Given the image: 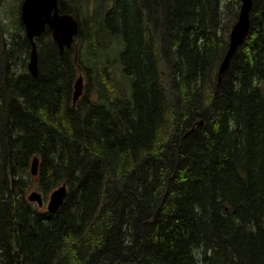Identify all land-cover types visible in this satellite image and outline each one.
Wrapping results in <instances>:
<instances>
[{
    "label": "trees",
    "instance_id": "1",
    "mask_svg": "<svg viewBox=\"0 0 264 264\" xmlns=\"http://www.w3.org/2000/svg\"><path fill=\"white\" fill-rule=\"evenodd\" d=\"M58 3L79 30L36 76L0 37V264H264V0L222 73L240 0Z\"/></svg>",
    "mask_w": 264,
    "mask_h": 264
},
{
    "label": "water",
    "instance_id": "2",
    "mask_svg": "<svg viewBox=\"0 0 264 264\" xmlns=\"http://www.w3.org/2000/svg\"><path fill=\"white\" fill-rule=\"evenodd\" d=\"M251 6L252 0H240L237 19L229 32L228 49L219 67L220 72H224L228 67L232 55L249 33ZM20 18L26 37L31 45L28 69L33 75L37 73L38 59L35 37H39L48 28L51 31L53 40L62 49L64 46L69 47L71 45L78 31V23L75 18L69 13H61L59 11L58 0H22L20 5ZM74 88L73 104L76 103L83 90V78L81 75L76 79ZM38 163L37 156H34L29 167L32 175L37 174ZM65 193L66 189L64 184L49 193V210L59 207ZM27 199L37 202L38 206L43 204L42 195L36 190L31 191L27 195Z\"/></svg>",
    "mask_w": 264,
    "mask_h": 264
},
{
    "label": "rangeland",
    "instance_id": "3",
    "mask_svg": "<svg viewBox=\"0 0 264 264\" xmlns=\"http://www.w3.org/2000/svg\"><path fill=\"white\" fill-rule=\"evenodd\" d=\"M20 2H21V0H0V37L7 38L11 33L17 32L16 28H15L16 26L14 27V20L17 18V9L19 7ZM21 60L22 59L20 58L16 61L15 70H19L17 68V64H20ZM80 73H78V75ZM81 75H82L83 81L86 82L85 74L81 73ZM192 140H194V139H191L189 141H192ZM190 143L191 142H187V144H190ZM173 178L171 181L172 183L175 181V179H173ZM32 190H38L39 191V189L35 185L31 186L28 189V192H30ZM48 200H49V197L39 207L46 209Z\"/></svg>",
    "mask_w": 264,
    "mask_h": 264
},
{
    "label": "bare ground",
    "instance_id": "4",
    "mask_svg": "<svg viewBox=\"0 0 264 264\" xmlns=\"http://www.w3.org/2000/svg\"><path fill=\"white\" fill-rule=\"evenodd\" d=\"M72 15V14H71ZM73 16V15H72ZM74 17V16H73ZM75 18V20L77 21V23H78V30H79V22H78V19L76 18V17H74ZM78 32V31H77ZM77 34V33H76ZM54 41V40H53ZM74 41H75V37H74V40H73V42L71 43V45L74 43ZM55 42V41H54ZM242 42V41H241ZM56 43V42H55ZM57 44V43H56ZM71 45L69 46V47H71ZM57 46H58V48H59V50L60 51H63L65 48H69V47H66V46H64L62 49H60V47H59V45L57 44ZM233 56V55H232ZM27 69H28V63H27ZM226 70V69H225ZM224 70V71H225ZM28 71H29V69H28ZM220 72V71H219ZM29 73H30V71H29ZM37 73H38V59H37ZM36 73V74H37ZM220 73H222V72H220ZM31 74V73H30ZM32 76H36V75H33V74H31ZM79 76V75H78ZM78 78V77H77ZM76 78V79H77ZM74 84H73V94H72V98H73V95H74ZM83 91H84V89L82 90V93L81 94H83ZM81 96V95H80ZM80 96H79V98H80ZM78 98V99H79ZM76 105V104H75ZM39 165V164H38ZM65 185V184H64ZM59 187V186H58ZM65 189H66V193H65V196H64V198H63V201L65 200V197H66V194H67V188H66V185H65ZM49 201H50V198H49V200H48V202H47V210H49V208H48V204H49ZM63 201H62V203H63ZM61 203V204H62ZM60 204V205H61ZM59 205V206H60ZM59 208V207H58ZM58 208H51L49 211H51V212H53V211H56Z\"/></svg>",
    "mask_w": 264,
    "mask_h": 264
},
{
    "label": "flooded vegetation",
    "instance_id": "5",
    "mask_svg": "<svg viewBox=\"0 0 264 264\" xmlns=\"http://www.w3.org/2000/svg\"><path fill=\"white\" fill-rule=\"evenodd\" d=\"M17 16H18V18H20V12H19V13L17 12ZM27 62H28V60H27ZM27 62H26V63H27ZM14 65H15V64H14ZM9 70L14 72V69H12L11 67H9ZM80 72H82V71H79V73H80ZM75 82H76V80L74 81V84H75ZM83 82H84V81H83ZM76 103H77V101H76ZM76 103H75V104H76ZM75 104H73V106H75Z\"/></svg>",
    "mask_w": 264,
    "mask_h": 264
}]
</instances>
